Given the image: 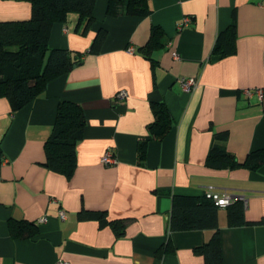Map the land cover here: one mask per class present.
Instances as JSON below:
<instances>
[{
	"label": "crops",
	"instance_id": "0c3cea01",
	"mask_svg": "<svg viewBox=\"0 0 264 264\" xmlns=\"http://www.w3.org/2000/svg\"><path fill=\"white\" fill-rule=\"evenodd\" d=\"M107 7L97 0L86 33L76 29V14L52 27L50 47L84 54L80 64L16 112L0 97V264H203L195 249L214 229L171 230L170 219L174 195L199 196L208 185L247 198L241 225H230L229 207H219L223 264H264V164L207 165L220 132L240 161L264 148V98L244 91L264 89V0H152L146 16H111ZM31 15L28 0H0V20ZM187 15L191 22L179 29ZM232 22L236 51L213 58ZM155 25L162 43L150 48ZM101 28L104 42L91 51ZM183 76L197 85L185 90ZM122 89L128 96L117 102ZM61 100L79 103L86 116L70 177L43 163ZM158 102L168 106L172 127L150 139L141 158ZM108 148L116 164L103 163ZM11 219L36 221L38 235L15 238ZM120 220L118 234L112 221ZM168 244L173 250L159 254Z\"/></svg>",
	"mask_w": 264,
	"mask_h": 264
},
{
	"label": "trees",
	"instance_id": "16d2710c",
	"mask_svg": "<svg viewBox=\"0 0 264 264\" xmlns=\"http://www.w3.org/2000/svg\"><path fill=\"white\" fill-rule=\"evenodd\" d=\"M32 4L30 18L21 20H0V97L10 101L12 111L24 107L44 91L49 81L70 71L83 61L80 52L66 48H51L50 35L56 22L67 23L72 14L78 19L76 29L81 33L89 31L95 21L97 0H28ZM152 0H108L107 13L111 16H146L151 13ZM163 30L154 26L150 48L161 44ZM106 37V30L98 31L91 51L100 50ZM236 23L222 30L213 50V58H222L236 51ZM137 50V49H136ZM150 56V50L147 51ZM150 58H152L150 56ZM155 120L149 126V135L139 145L140 156L146 155L148 141L163 138L171 129L173 118L163 102L154 104ZM86 116L83 107L71 100H61L58 105L54 129L45 142L46 159L43 162L50 169L70 177L77 165V146L84 136ZM227 132H220L207 156V165L216 168L259 169L264 164V148L251 151L240 161L225 144ZM229 224L241 225L245 219V204L238 199L229 206ZM219 206L204 193L201 195L176 194L173 197L171 230L212 228L209 241L198 246L197 253L205 256L203 264H223ZM117 233L123 232V221H112ZM259 223H264L262 218ZM10 231L15 238H34L39 233L36 221L11 219ZM172 245L158 251H172Z\"/></svg>",
	"mask_w": 264,
	"mask_h": 264
},
{
	"label": "built area",
	"instance_id": "2783aa9c",
	"mask_svg": "<svg viewBox=\"0 0 264 264\" xmlns=\"http://www.w3.org/2000/svg\"><path fill=\"white\" fill-rule=\"evenodd\" d=\"M192 20V17L187 15L184 16L181 22L179 23V29H182L183 27L187 26ZM130 51H136L135 48L129 47ZM177 81L182 85V87L189 91L194 86L197 85L196 78H188V77H179ZM245 93L247 96H251L253 93H257L260 99L264 98V89L263 88H245ZM128 96V91L125 89L119 90L118 93L115 96V101H122ZM102 161L106 165H112L116 164L118 162V158L114 153V150L112 148H108L106 152L104 153L102 157ZM204 194L212 199L216 205L219 207H226L230 204L234 203L236 200L240 199L244 202V204H247V198L244 195H235L227 191H221L218 190L217 187L214 185H208L205 190ZM61 218H66V212L64 210L61 211ZM59 264H69L67 261H61Z\"/></svg>",
	"mask_w": 264,
	"mask_h": 264
}]
</instances>
